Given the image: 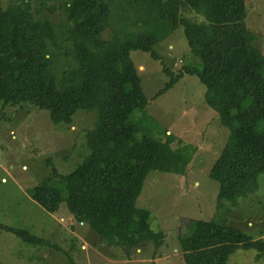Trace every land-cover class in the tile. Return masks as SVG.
<instances>
[{"label": "trees", "instance_id": "trees-1", "mask_svg": "<svg viewBox=\"0 0 264 264\" xmlns=\"http://www.w3.org/2000/svg\"><path fill=\"white\" fill-rule=\"evenodd\" d=\"M9 1L6 7L0 2V101L47 111L53 125L70 124L77 110L96 114L82 162L65 175L51 165L50 174L29 190L44 211L54 213L64 203L108 247L161 246L164 234L151 230L150 213L136 199L149 172L184 175L196 148H172L169 134L164 142L137 137L132 115L147 101L130 53L157 59L154 45L178 28L199 65H184L176 75L164 69L169 81L155 97L184 75L205 87L206 106L228 131L208 173L218 183V200L234 198L264 174V58L245 26V0ZM54 9L65 16L62 32L50 19L34 18ZM112 9L120 26L105 39ZM61 50H68L70 60L57 71L53 64ZM188 227V234L178 236L184 264H215L244 237L212 221L194 220ZM0 229L26 243L42 242L26 230Z\"/></svg>", "mask_w": 264, "mask_h": 264}, {"label": "rangeland", "instance_id": "rangeland-1", "mask_svg": "<svg viewBox=\"0 0 264 264\" xmlns=\"http://www.w3.org/2000/svg\"><path fill=\"white\" fill-rule=\"evenodd\" d=\"M0 2L6 7L10 1ZM245 7L246 29L264 58V0H245ZM111 15L105 39L120 26L114 9ZM123 15L131 17L127 11ZM185 15L199 20L191 13ZM34 18H48L62 32L65 16L61 10H45ZM153 50L157 59L140 51L130 53L147 101L144 110L132 115L137 137L148 135L164 142L169 134L172 148L184 144L196 148L184 175L151 171L136 199L135 205L150 213L151 230L164 234L161 246L155 250L148 242L138 249L108 247L86 224L73 219L64 203L56 212L47 213L30 197L29 190L50 174L51 165L65 175L82 162L88 154L85 135L94 125L95 112L77 110L70 124L53 125L47 111L27 103L11 106L0 101V224L26 230L42 241L26 243L0 229V264H184L178 236L188 234L194 220L230 226L244 234L232 252L213 263H264V174L234 198L217 199L218 183L208 173L228 131L206 106L205 87L196 77L184 75L155 97L169 81L164 69L176 75L184 65L199 62L191 57L181 28ZM69 56L68 50H61L54 60L55 70L65 69Z\"/></svg>", "mask_w": 264, "mask_h": 264}]
</instances>
